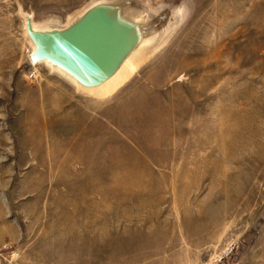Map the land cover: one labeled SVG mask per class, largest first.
Here are the masks:
<instances>
[{
    "label": "rangeland",
    "instance_id": "1",
    "mask_svg": "<svg viewBox=\"0 0 264 264\" xmlns=\"http://www.w3.org/2000/svg\"><path fill=\"white\" fill-rule=\"evenodd\" d=\"M23 14L147 48L98 99L32 64ZM232 247L228 264H264V0H0V264H214Z\"/></svg>",
    "mask_w": 264,
    "mask_h": 264
},
{
    "label": "water",
    "instance_id": "2",
    "mask_svg": "<svg viewBox=\"0 0 264 264\" xmlns=\"http://www.w3.org/2000/svg\"><path fill=\"white\" fill-rule=\"evenodd\" d=\"M39 46L31 56L33 63L49 60L73 72L82 82H95L111 66L120 50L118 42L99 22L91 21L69 35L29 32Z\"/></svg>",
    "mask_w": 264,
    "mask_h": 264
},
{
    "label": "bare ground",
    "instance_id": "3",
    "mask_svg": "<svg viewBox=\"0 0 264 264\" xmlns=\"http://www.w3.org/2000/svg\"><path fill=\"white\" fill-rule=\"evenodd\" d=\"M122 16H125L124 11L121 13V17ZM25 17L27 21V35L29 37L28 40H30V42L33 45V53L31 54L32 56L34 53H36L39 50V46L29 36V32H34V33H39L41 35H49V36L52 35V33L46 34L44 32L38 31L37 27L33 25L34 26L33 28L31 26L32 25L31 17L26 16V15ZM146 41L148 40H146L145 38H137L129 47H127V49L119 51L118 54L115 56L111 66L108 68V70L103 75H101L95 82L90 83V84L82 82L73 72H71L69 69L63 67L62 65L58 63H54L49 60H44V61L33 63V64L34 66H36L37 64L39 65V63L47 64L51 68L59 71L61 75L63 74V77L65 76L68 79H70L72 82L78 85L79 88H82L83 90L94 95L98 99H105L107 97L112 96L114 93H116L128 81V79L135 73L137 66H134L135 64L133 66L129 64L133 59H135L136 57L138 58L144 53V50H146L147 48V47L145 48ZM142 45H144V47ZM141 46L143 47V49L142 48L141 50L139 49V51L136 52L137 53L136 56L132 60H130L132 57L131 51ZM126 53H130L131 56L129 55L126 57Z\"/></svg>",
    "mask_w": 264,
    "mask_h": 264
},
{
    "label": "built area",
    "instance_id": "4",
    "mask_svg": "<svg viewBox=\"0 0 264 264\" xmlns=\"http://www.w3.org/2000/svg\"><path fill=\"white\" fill-rule=\"evenodd\" d=\"M32 64H33V62H32ZM35 76L36 75H35V71H34V72H32L31 77H35ZM233 250H234V247H232L225 256L220 257L214 264H228L226 262V259L230 256V254L233 252ZM205 264H211V263H205Z\"/></svg>",
    "mask_w": 264,
    "mask_h": 264
}]
</instances>
